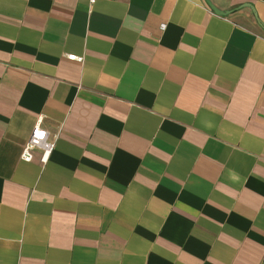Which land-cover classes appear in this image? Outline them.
<instances>
[{"label":"crops","instance_id":"obj_1","mask_svg":"<svg viewBox=\"0 0 264 264\" xmlns=\"http://www.w3.org/2000/svg\"><path fill=\"white\" fill-rule=\"evenodd\" d=\"M0 264H264V0H0Z\"/></svg>","mask_w":264,"mask_h":264},{"label":"built area","instance_id":"obj_2","mask_svg":"<svg viewBox=\"0 0 264 264\" xmlns=\"http://www.w3.org/2000/svg\"><path fill=\"white\" fill-rule=\"evenodd\" d=\"M96 1L97 0H88L90 6L95 4ZM68 59L81 62V59H78L74 56H69ZM55 141L56 137H52L51 135H49V133L41 127V121L38 120L32 129L28 141L22 149L21 159L25 162H31L33 160V151L35 149H38L42 152L40 162L42 164L45 163L48 155L53 151L55 147Z\"/></svg>","mask_w":264,"mask_h":264}]
</instances>
